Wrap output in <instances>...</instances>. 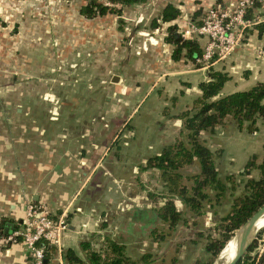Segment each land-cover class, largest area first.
<instances>
[{"label": "rangeland", "instance_id": "rangeland-1", "mask_svg": "<svg viewBox=\"0 0 264 264\" xmlns=\"http://www.w3.org/2000/svg\"><path fill=\"white\" fill-rule=\"evenodd\" d=\"M166 1L168 0L140 1L139 3H143L140 8L145 10V16L139 23L137 17L141 12L144 14L143 10L138 15L132 16L135 3L123 7L124 20L118 17L116 24L121 30L123 29L121 23L123 26H128L127 29H123L125 33L121 32L124 36H120L122 38L120 45L126 44L124 41L128 43L123 50H126L129 56V60L126 59L129 63L122 69H99L98 77L94 75L96 69L92 70L90 66L81 69V65L90 64L88 57L90 49L87 46L86 48L81 47L78 43L74 44L69 57L65 60L60 58L62 65L67 63V68L54 64L48 69L51 73L48 72L46 75L50 78L48 76L45 78H48L49 82L43 79L45 73L35 70L36 76L30 75L29 77V80L33 79V82L16 84L13 82L12 76L14 75L10 67L4 70L5 76L0 79V107H7V110L14 114V106L17 105L22 111L30 109L35 117L33 121L30 113H24L18 115L17 118L14 117L15 121H20L25 126L40 123L45 127L43 135L48 138L53 136L52 132L64 127L61 130L65 132V140L75 137L77 142L88 148L86 156L91 155L93 150V155H98L95 160L98 159L97 161L102 163V166L106 165L108 173L101 174L102 166L96 165L90 183L86 185L85 190L90 191L94 199L102 192L109 201H107L108 204L115 205L117 201H120L119 199L125 197L126 191L132 196L135 193L141 196L135 199V203L145 208L140 212V216L144 218L141 222L144 224L135 223L131 234L126 236L130 240L123 249L124 254L133 264H197L196 259H207L208 253L204 250L205 243L221 236L222 230L218 224L222 216L228 212L234 196L241 192V179L245 175H241L238 171L241 170L250 154L255 153V159L259 160L264 150V119L259 117L255 122L256 128L251 131L244 126L238 128L230 120H226L223 125L216 126L214 131L208 129L201 131L199 138L212 150L218 176L225 180V175L233 173L235 182L232 188H229L226 183L223 195L217 201L213 197V190L208 187L202 188L208 193L209 199L201 198L197 211L190 210L176 195L167 192V187L161 180L160 170L157 167L144 166L146 159L160 152L164 145L177 140L185 142L186 128L182 124V119L177 120L179 131L173 122L177 113L184 109L191 110L192 98L198 94L195 87H189L185 91L186 87L182 84H176L175 87L174 85L170 87L169 84L161 85L162 78L160 77L168 75H162L159 71L156 73L155 62L150 60L160 41L168 43L164 38L165 23H161L160 19L156 20V24L159 25L156 31H152L154 27L153 29L147 27L152 17H158L161 4ZM81 2L82 0H72L71 6H78ZM181 2L180 0L178 3ZM181 4V7L184 5L186 8V4ZM204 6L205 3L199 6V13ZM255 10H258V7H255ZM73 11V9L68 10L70 14H73ZM188 12V15H191V11ZM140 29L147 30V34H142ZM245 29L246 31L251 30ZM174 32H177V26L173 34ZM149 36L157 41L149 43ZM67 40L69 42L71 38ZM144 40H146L147 49H139V52L135 53L136 46L141 45ZM151 47L153 50L150 49ZM115 51L117 52V49ZM102 58L105 59V55H102ZM111 73L118 75L116 80L111 79ZM149 75L153 76L155 82L151 88L152 93L142 100L141 105H138L140 104L138 96L134 100L131 98L130 102L128 91L132 88V92L135 88L133 78L150 80ZM43 92L50 93V99H42ZM106 96H108V101ZM4 98L7 100L6 103L2 102ZM21 98L26 100H21ZM128 114L131 116L127 118V123L124 125ZM131 127L134 133L128 131ZM28 135L31 134L26 133V136ZM93 144L95 146L92 149ZM144 156L146 159L142 163H137L139 158ZM134 163L137 164V171H133ZM198 169L195 159L177 169L180 174L179 182L184 185L186 193H191L193 176ZM97 180L101 185L91 189L92 182ZM107 186L110 188L106 189ZM170 198L176 210L180 211V218L173 225H169L167 219L160 218L154 211H157L159 206ZM128 224L131 226V223L128 222ZM138 225L141 226L139 231L137 230ZM238 228L233 229L230 236ZM263 231L264 226H261L255 236ZM107 234V236L111 235L110 232ZM116 240L118 241V238ZM255 244L254 238L251 247L245 251L249 258H253L249 251ZM142 254L148 256L142 258ZM217 256L218 253L209 264H214Z\"/></svg>", "mask_w": 264, "mask_h": 264}, {"label": "crops", "instance_id": "crops-1", "mask_svg": "<svg viewBox=\"0 0 264 264\" xmlns=\"http://www.w3.org/2000/svg\"><path fill=\"white\" fill-rule=\"evenodd\" d=\"M71 1L0 0V79L5 76L4 70L10 67L14 75L13 82L16 84L33 82V79L29 80V77L35 75V70L45 73L43 79L49 82L50 80L45 78L48 76L46 73H51L48 69L54 64L67 68V63L62 62V65L60 58L65 60L69 57L74 44L78 43L81 47L87 46L90 49L88 56L90 64L80 67L82 69L90 66L92 70L96 69L95 77H98L99 69L114 70L126 67L129 63L126 59L129 56L123 48H126L128 43L124 41L126 44L120 45V42L121 37L124 36L121 32L125 33L123 29H127L128 26H123L121 23L123 29H119V25L116 24L118 16L114 14L85 17L79 12L80 4L72 7ZM168 1L180 10L178 19L175 21L180 20L184 24L187 18H191L188 11L204 3L205 5L215 1L227 3L231 0H181V3L186 4V8L184 5L181 7L182 4L178 3L180 0ZM136 3L132 16L138 15L143 10L140 8L143 3ZM69 9L74 10L73 14L68 12ZM255 11L257 10L254 8V12L248 16L255 15ZM143 13L141 12L137 17L138 23L145 16V10ZM121 17L124 20L122 15ZM69 22L71 23L67 24ZM140 32L147 34L145 29H140ZM245 37L252 46L258 45L264 49V32L259 35L254 27L245 33ZM67 38H71L70 43ZM148 42L153 43L154 37H148ZM167 44L160 41L150 59L155 62L156 73L159 71L162 75H168L160 77L161 85L169 84L170 87L172 85L175 87L176 84H182L186 87L185 91L189 87H195L196 93H199L197 83L208 78V73L213 70L227 75L220 90L222 94L245 89L256 81L264 80V55L259 56L255 49L247 44V41L237 46L226 59L215 61L208 68L197 66L191 61L185 62L182 58L172 59L170 53L172 46ZM139 49H147L146 40L136 46L135 53H138ZM150 49L153 50V47ZM102 55L106 58L103 59ZM57 58L60 60L57 61ZM110 76L111 79L118 77L113 73ZM148 78L150 80L133 78L135 88L132 92V88L130 92L128 91L130 102L131 98L134 100L138 96L140 104H137L141 105L142 100L152 93L154 78L151 75ZM113 85L115 86V83ZM116 86L119 87L117 84ZM49 95L50 93L43 92L41 97L44 100L50 99ZM106 97L108 101V96ZM21 100L26 99L21 98ZM2 102L6 103L7 100L4 98ZM2 108L0 107V242L2 236L21 224L25 201L31 199L42 202L51 215L58 214L65 206L67 208V228L62 233L61 250L55 247L51 255L52 264H59L60 261L69 264L63 256L64 249L68 247L85 260L89 250L100 249L104 236L109 232L112 235L109 237L118 238V242L126 246L130 240L126 236L131 234L135 223L144 224L141 222L144 218L140 216V212L145 208L135 203V199L141 196L138 193L132 196L126 191L127 195L125 194V197L119 199L120 201H117L115 205L108 204L109 201L102 192L94 199L91 192L85 190L90 183L95 166H102L98 159L95 160L98 155H93V150L91 155L86 156L88 148L77 142L75 137L65 140V132L61 130L64 127L52 132L53 136L48 138L43 135L45 127L40 123L25 126L24 123L14 120V117H19L18 115L30 113L31 119L35 121L30 109L22 111L20 106L16 105L14 114H11L7 107ZM130 116L126 115L124 121H127ZM179 119L175 116L173 122L178 131L180 128L177 120ZM218 125L223 124H217L209 131H214ZM133 130L131 127L128 131L134 133ZM26 133L31 135L26 136ZM94 146L93 144L91 148L93 149ZM145 159V156L141 157L137 163H142ZM105 166H102L101 174L108 173ZM133 166V171H137V164L134 163ZM100 185L101 183L97 180L93 181L90 187L95 189ZM107 188L109 189L110 186ZM131 200L133 202H130ZM5 222L10 225L5 227ZM140 225L137 227L138 231L141 228ZM29 261V253L22 242L0 245V264H28Z\"/></svg>", "mask_w": 264, "mask_h": 264}, {"label": "trees", "instance_id": "trees-1", "mask_svg": "<svg viewBox=\"0 0 264 264\" xmlns=\"http://www.w3.org/2000/svg\"><path fill=\"white\" fill-rule=\"evenodd\" d=\"M112 1V6H105L100 0H82L79 12L85 17L109 13L121 17L123 7L143 0ZM258 5V2L254 1L246 8V15L252 14ZM199 9L198 7L191 10V15H189L191 18L187 20L199 22ZM159 11L158 17L150 19L149 27H158L156 20L160 19L161 23H165L164 38L172 46L171 58H182L185 62H194L195 57L199 56L202 51L203 38L196 35L189 38L173 35L174 28L182 23L180 20L175 21L178 19L180 10L171 2L166 1L161 4ZM254 27L260 35L264 32V20L255 24ZM226 78L227 75L224 72L213 70L208 73V78L197 83L200 92L193 99L191 110L184 109L176 114V117L182 119V124L186 128L185 142L177 140L164 145L160 152L149 156L144 164V166L157 167L160 170L161 180L167 187V192L176 195L190 210H198L201 198L209 199L208 193L202 188L208 187L213 190V197L217 201L222 197L226 183L229 188H232L235 182L233 173L225 175V180L218 176L212 150L201 142L200 132L206 129L212 130L215 125L223 124L226 120L234 122L238 128L244 126L251 131L256 128L255 122L258 117L264 119V80L256 81L245 89L222 94L220 90ZM126 123L127 121H124V125ZM255 156V153L250 154L241 170L238 171L241 175H245L241 179V192L234 196L228 212L222 216L218 224L222 230L221 236L205 243L204 250L208 253V257L205 260L196 259L195 263L209 264L230 238L232 230L240 226L264 203V150L259 160H256ZM194 159L197 160L199 169L193 176L191 193H186L184 185L179 182L180 174L177 169ZM154 211L160 218L167 219L169 225L175 224L180 218V211L176 210L171 198L165 200L158 210ZM42 243L45 249L44 264H52L50 259L55 246L48 240H43ZM250 247L251 244L246 250ZM123 249L122 243L106 235L100 249L89 250L85 260H82L70 247L64 249L63 256L69 264H133L124 254ZM145 256L148 255L142 254L141 257ZM253 263L254 259L249 258L244 252L234 264ZM263 263L264 254L260 256L257 264Z\"/></svg>", "mask_w": 264, "mask_h": 264}, {"label": "built area", "instance_id": "built-area-1", "mask_svg": "<svg viewBox=\"0 0 264 264\" xmlns=\"http://www.w3.org/2000/svg\"><path fill=\"white\" fill-rule=\"evenodd\" d=\"M254 1L259 4L258 12L248 16L246 8ZM100 2L105 6L113 5L112 0H100ZM199 18L197 23L186 20L184 24L178 26L177 32L181 38L194 35L203 38L202 51L195 57L193 63L208 68L213 62L226 59L242 42L247 41V44L251 45L245 37V28L252 30L255 24L264 20V0H231L227 3L215 1L201 9ZM154 42H156L155 38ZM252 47L259 56L264 55L261 46ZM47 213L42 202L26 200L21 224L2 236L0 245L20 241L29 253L28 264H44L45 249L42 241L48 240L61 250L62 233L67 228L66 206L54 217ZM255 240L256 244L249 251L254 258L253 264H257L260 256L264 254V231L255 236ZM59 264L66 263L60 261Z\"/></svg>", "mask_w": 264, "mask_h": 264}, {"label": "water", "instance_id": "water-1", "mask_svg": "<svg viewBox=\"0 0 264 264\" xmlns=\"http://www.w3.org/2000/svg\"><path fill=\"white\" fill-rule=\"evenodd\" d=\"M175 37H178V32H174ZM116 80V76L112 78ZM264 212V203L259 206L240 226L238 230V236L236 241V247L233 256L223 262L222 264H234L236 260L246 251L248 246L251 244L252 240L255 238V235L258 231V228L254 227L256 219ZM5 227L9 226L10 223L5 222ZM264 226V224L262 225ZM236 230V231H237ZM8 232V231H7ZM235 233V232H234ZM98 245V244H95Z\"/></svg>", "mask_w": 264, "mask_h": 264}, {"label": "bare ground", "instance_id": "bare-ground-1", "mask_svg": "<svg viewBox=\"0 0 264 264\" xmlns=\"http://www.w3.org/2000/svg\"><path fill=\"white\" fill-rule=\"evenodd\" d=\"M264 224V212L256 219L254 227L258 228ZM238 236V230L233 233L227 240L225 245L218 252V256L214 264H222L223 262L229 260L235 251L236 241Z\"/></svg>", "mask_w": 264, "mask_h": 264}]
</instances>
